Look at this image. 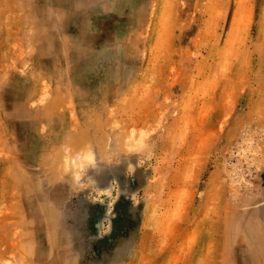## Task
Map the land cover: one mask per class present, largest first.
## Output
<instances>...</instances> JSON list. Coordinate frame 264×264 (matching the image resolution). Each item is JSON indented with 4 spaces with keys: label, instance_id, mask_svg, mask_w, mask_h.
<instances>
[{
    "label": "rangeland",
    "instance_id": "rangeland-1",
    "mask_svg": "<svg viewBox=\"0 0 264 264\" xmlns=\"http://www.w3.org/2000/svg\"><path fill=\"white\" fill-rule=\"evenodd\" d=\"M0 264H264V0H0Z\"/></svg>",
    "mask_w": 264,
    "mask_h": 264
}]
</instances>
